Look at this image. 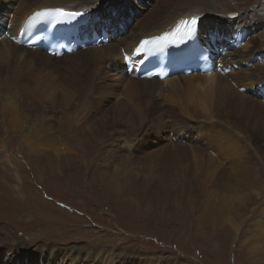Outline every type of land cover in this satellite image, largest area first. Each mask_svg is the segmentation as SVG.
I'll return each mask as SVG.
<instances>
[{
	"label": "rangeland",
	"instance_id": "374dc122",
	"mask_svg": "<svg viewBox=\"0 0 264 264\" xmlns=\"http://www.w3.org/2000/svg\"><path fill=\"white\" fill-rule=\"evenodd\" d=\"M41 2L0 0V262L15 245L83 247L86 264H264V0H188L231 57L210 82L174 73L163 92L116 73L123 53L15 47L16 14ZM167 2L143 0L140 18Z\"/></svg>",
	"mask_w": 264,
	"mask_h": 264
},
{
	"label": "bare ground",
	"instance_id": "6f19581e",
	"mask_svg": "<svg viewBox=\"0 0 264 264\" xmlns=\"http://www.w3.org/2000/svg\"><path fill=\"white\" fill-rule=\"evenodd\" d=\"M120 2H122V3L119 4ZM187 2H188V0H184L182 2H178L175 6H173V4H174L173 0H168V2L166 4H164V6L161 8V13L158 14L157 16H155V18H152V16H149V15L146 17L140 18V16L146 10L145 7L142 8V6L144 4L143 0H141V1L135 0V3L137 5L131 3L130 0H42V2H41L42 4L36 7L37 10L34 9L30 12L29 11H27V12L22 11V12L26 13V16L24 15L25 13H21V15H20V13L18 12L16 14L17 17H15V19L12 21L14 23L13 24L14 25V33H13L14 34V45H15V47L21 49L22 51H25L27 54H31V56H33L36 59H39L42 57H44L48 60H54L56 58H60V57H56V56L55 57L51 56V55L47 54L46 52H43L40 49L23 47L18 42L20 40V34L22 32V29L24 27V24H25V21L27 20V18L33 12L38 11V10L43 9V8H65L69 11L83 12L84 15L81 16L80 21H78L76 23V26L80 25L81 23L82 24L85 23V25L83 26V29L88 28V29H95L97 31H100L101 28L108 29V27L110 26V29H108V31L111 33L116 32L117 28L121 29L118 32L119 38L116 40L117 41L116 44L110 43L108 45H99V46L98 45H91V44L87 45L85 50H93V51H91V53L85 58V60L96 59V60L106 61V62L110 63V61L115 60V58H117V56H119L120 53L122 54L123 50H125V49L129 50L126 52H129L131 54V56L135 58L136 57L134 55L135 47L139 44V42L142 38L153 37V36L160 35L164 32H167L179 20H181L185 17H190V16H195L199 20L198 21L199 22L198 30H197V32H195L194 36L192 37L193 39H195L196 45L198 47L202 48V46H203L205 48L206 46L204 44L211 45L214 42H216V40H214L213 42H210L208 40V34H206V32L202 33V31H200L201 30L200 25H201V28L204 26V23H202V18L204 15L202 14V12H198L201 9H197V5H195V4H185ZM22 4H23V1H22ZM139 4H141V6H139ZM206 6L210 7L211 5L207 4ZM184 9H186L188 12L183 13ZM23 10H25V9L23 8ZM127 12H129V14L125 15V14H127ZM215 12H218V11L215 9L211 10V13H215ZM217 15L218 16H216V18L218 20H222V19L226 20V18L223 17L222 14L218 13ZM229 17H227V18H229ZM238 17H240V16L234 15L233 17L231 16V19H227L228 26L234 25L238 21ZM131 21L133 22V25H132ZM135 21H137L136 24H134ZM227 22H226V24H227ZM240 22H241V20L239 21V23ZM103 24H105V26ZM134 25H136V26L138 25V28L137 29L135 28V31H132V27ZM125 30H126L127 36L123 35ZM77 35L78 34H77L76 30L75 29L72 30L70 32L69 37H68L69 39H71V41H68L67 44H77V41L80 40V38ZM91 35H90V37H93L92 33H91ZM128 39H131V41H128ZM73 42H75V43H73ZM217 45L222 50L221 55L217 54V57L220 55V58H222V60L220 61V60L216 59L215 58L216 51H213V56H211V58H212V61L214 62V68L212 71L207 72V73L198 71V72L192 73L190 75L183 74L180 76H178L176 74L178 76V78L179 79L183 78V80L185 78H189L192 80L196 77H206L208 79V82H210L211 81L210 76H212V73L214 72V70H216V66H218V62H219V65H220V62L223 63L224 60L228 62L227 59H230V57H231V53L228 51L227 45H225V43L217 42ZM175 47H176V49H179V48H182V49L179 52L176 51L174 53V55L172 57H170V61L168 62V64L170 66L173 64L171 61L174 62V60L176 59L177 56L180 57L181 55H192V53L196 50V46L190 42L177 44ZM75 50H76V48H71L70 51H67L61 57L65 58L68 56H73L75 54H79L83 49L82 50L79 49L80 51L79 50L75 51ZM75 52H77V53H75ZM222 55H223V57H222ZM155 56L158 60H160L159 55H155ZM120 57H121V55H120ZM137 64H138L137 69L141 72V68L139 66L141 64V62L139 59H137ZM223 64L227 65L226 62H224ZM124 67H126V66H124ZM117 69L119 70V68H117ZM171 69L173 70L174 66L171 67ZM153 70L154 69L150 70L148 68V70H146V71H148L147 73L149 75H151L153 73ZM131 72L133 75H135V79L137 80V83L145 84L147 86H149L148 84H150V83L155 84V86H157L156 89L158 92L165 91L166 87L162 85V82H170L172 79L171 77L174 76V74L161 75V73H159L157 71L158 73L155 77H153L151 79H142V78L136 77L137 75H139V72L137 70H133ZM204 74H207V75H204ZM112 75H114V74H112ZM119 78H121V80H122V77H119ZM126 82L128 83V81H126ZM121 84H123V83H121ZM172 87L174 89H178L177 86H172ZM0 248H2L1 244H0ZM82 248L78 249L79 253L76 251L77 256L73 257L71 259L70 255H69L70 250H66V249H64V251L62 253H58V254H55V253H57L56 251H53V250L51 251L49 249L51 251L49 254H44L43 252H41V254L39 255V254H37L36 249L31 250L28 247H21L20 249H18V247H16L14 245L11 248V258L10 259L12 260V262H9V264H38L39 259L40 260H48V261L42 262L40 264H69V262L71 264H84V263L86 264V261H85L86 255H85V252L82 251ZM53 249H55V248H53ZM57 249L58 248H56L55 250H57ZM41 251H43V250H41ZM66 251H68V252H66ZM7 252L8 251H3L2 249H0V255H2L3 258L5 255L10 253V251L8 253ZM88 255H89V253H88ZM104 255L105 254H102V257H104ZM53 256L60 258L61 261L54 263L51 260V258ZM4 261H5V259H4ZM112 261H113V264H121L120 262L116 261L115 259ZM0 264H2V263L0 262ZM4 264H6V263H4ZM92 264H94V263H92Z\"/></svg>",
	"mask_w": 264,
	"mask_h": 264
},
{
	"label": "snow or ice",
	"instance_id": "6c2138e0",
	"mask_svg": "<svg viewBox=\"0 0 264 264\" xmlns=\"http://www.w3.org/2000/svg\"><path fill=\"white\" fill-rule=\"evenodd\" d=\"M80 11H69L65 8H43L33 12L25 21V25H35L40 21H50L60 23L67 20L83 16ZM233 15H236L233 13ZM198 18L193 16L187 19H181L175 27L162 35L144 39L136 48L134 55H150L156 48L166 47L169 44H182L191 39L196 32ZM23 31V29H22ZM125 59L130 57L125 56ZM143 62V60H141Z\"/></svg>",
	"mask_w": 264,
	"mask_h": 264
}]
</instances>
